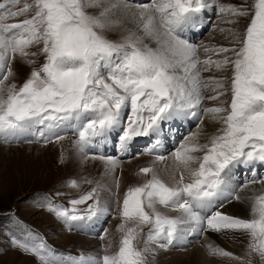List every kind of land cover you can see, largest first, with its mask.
I'll return each mask as SVG.
<instances>
[{
    "label": "rangeland",
    "instance_id": "1",
    "mask_svg": "<svg viewBox=\"0 0 264 264\" xmlns=\"http://www.w3.org/2000/svg\"><path fill=\"white\" fill-rule=\"evenodd\" d=\"M124 2L147 6L154 24L172 39L179 38L176 22L193 19L190 11L202 12V6L207 10L205 26L194 40L178 39L194 49L192 61L185 63L195 66L192 81L183 80L182 64L171 69L133 32L139 10L110 13L107 23L98 18L101 10ZM0 38L7 49L0 68V125L15 130L13 126L35 122L37 132L26 141L0 134V264H71L88 256L74 225L99 209L108 211L91 233L98 253L90 264H171L159 259L157 247L188 250L174 264H264V189L250 194L246 217H234L232 226L245 235L236 247L223 249L216 243L209 252L202 239L218 230L201 227L200 238L172 249L166 245L176 221L190 226L193 220L164 211L170 200L175 204L176 190L149 161H139L152 155L155 137L143 134V139L124 144L132 140L125 137L135 128L147 130L156 123H163L168 135L166 118L173 117L172 108L194 102L197 93L192 104L197 105L200 124L191 121L188 133L181 132L175 142L165 139L166 156L173 155L178 166L189 165L195 175L192 184H178L207 198L229 183L227 169L237 160L251 166L234 181L233 198L240 199L246 186L264 182V171L256 174L253 165L256 160L264 163V0H0ZM116 106L122 112L119 127L110 135L109 154L117 158H101L130 164L133 179L126 181L114 171L108 187L98 172L71 174L67 150L73 138L86 134L78 148L88 156L85 139L115 116ZM77 113L83 114L77 129L44 137L43 122L57 123ZM207 116L212 117L209 123ZM205 125L206 138L191 147L193 159L186 161L178 149ZM33 143L39 146L23 145ZM103 193L109 198L101 199ZM196 245L202 250L200 261L191 255Z\"/></svg>",
    "mask_w": 264,
    "mask_h": 264
},
{
    "label": "bare ground",
    "instance_id": "2",
    "mask_svg": "<svg viewBox=\"0 0 264 264\" xmlns=\"http://www.w3.org/2000/svg\"><path fill=\"white\" fill-rule=\"evenodd\" d=\"M132 1H134V3L136 4H139L141 2H144L145 0H132ZM129 3H125L121 6L118 4L115 6L110 5L107 7V9L101 10L98 18L102 20L103 23H105L106 22L105 19H108V17L111 15L110 13H114L116 11H120L121 13H127V10H132V9L139 10V12H137L138 17L136 22L138 23V26L136 25L137 27L135 26L132 28L133 32L137 34L140 33L143 42H146L148 44V47L152 48L151 49L152 52L157 53L158 57L161 60H164L166 65H168L171 69L174 70L176 68V65L182 64V70L180 71L183 74L182 75L183 80L186 82L192 81L194 76L193 75L191 76V73L193 71V67L195 66L193 64L187 65L185 63H188V61H192L189 60V58L193 56L192 54L194 53V49L192 48L189 49L188 47L189 45H186V43H190L189 41H187L190 38L194 40V35H196L198 32L203 30L205 26V21L207 20L205 14L207 10L204 9L202 6L199 8L202 10V12L190 11L189 15H193L194 16L193 19L184 18L182 20L184 22L175 23V25L177 26L175 28L176 31L175 34L179 37L178 39L186 42L183 43L177 38L174 37V39H172L170 35H168L165 32L162 33V31H160V28L158 27V25H156V22L154 24L153 13L151 12V10H149L147 6L140 5L138 8H136L129 5ZM205 7L207 8V6ZM159 37L162 39V41L157 40V38ZM6 50L7 49L5 46V42L2 38H0V68H2L1 65H4V63L6 62L5 60ZM196 95L194 94V96H192L195 103L197 101L196 99H198L196 98ZM3 99L4 97L0 96V101H2ZM194 102L190 100V102L187 103L183 102L182 106L179 107L177 106L176 108L175 107L172 108V111H174L173 117L168 116L170 118L169 119L166 118V130L168 135H164V132L162 130L163 123H156L148 127L147 130H138V128H135L131 133L127 135V137H125V139L132 138V140H128V141L124 140V144L127 145L131 141L134 140L137 141L143 139L142 138L143 134H147V136L153 135L155 137V142L152 148H149L152 155L144 156L143 158H141V160L137 159V161L138 160L143 161V163L149 161V163L152 164L153 166L152 168L156 170L158 176L159 177L161 176L168 185H170L172 188L176 190L175 192L176 194L175 195L173 194L172 196L174 199V201L172 202L175 204L173 205L170 204L171 202L170 200L169 202L170 206L168 205L166 206L170 208L173 207L175 208L177 206V209L172 210L168 208L165 209L164 211L167 212L169 215L173 217L177 216L176 218H181L184 221L193 220V223H191L190 226H185L182 220H179L178 223L175 220L176 221L175 228L173 229L172 237L170 238L171 241L170 244L166 245L167 243L164 242L162 243H164L167 247H170L172 249H178L181 246L185 245L187 242L189 246L191 238L195 240L196 238H200V234H198L200 232L199 228L211 227V228H216L218 230V233L211 230L210 232L208 231L211 234L210 235L209 233L206 234V236L202 239L201 242V243L204 242L205 245H208L209 252L212 249H214L215 246H217L216 243L219 245L217 247L221 246V248L223 249H226V247L233 248L236 247L235 243H242V241H244L243 237L245 236L242 229L236 230V228L233 227L234 217L235 215L245 216V217L247 216L248 214L247 212L251 207L250 194L251 193L256 194L257 192H260V188L264 189V182H260L258 184H256L257 183L256 182L255 184H250L249 187L247 186L245 188L243 187L244 189L241 192L242 194L240 196V199L233 198L232 191L234 185L236 184L234 181L237 180V176L241 175L243 169H249L251 166L249 165L250 163L248 162L241 163V161L237 160L239 162L238 164L237 163L235 164V162H233L235 165L232 163L233 165H231V167L227 169V172L229 173V175H231L230 178L227 179L229 183L226 182L222 188L217 187L215 189V192L209 194L207 198L202 197L201 194L199 193L197 194L195 190L192 191L187 190L186 187L187 185L182 187L181 185L178 184L180 181L186 182V184L187 183L192 184L195 180L194 177L195 175L193 173V176H191L190 173H192V169L191 167H189V165L178 166L177 164L174 163L172 159L173 155L166 156L169 153L167 152L166 154L164 152V148L166 145L165 139L168 138L169 141L172 140V142H175L177 136H180L181 132L188 133V129H190L189 124L191 123V121H196L197 125L200 124L201 119H199V113L197 112V105L192 104ZM121 112H122V106L114 107L113 113L115 116L112 119L110 118L108 121H106L105 124L99 126L96 129V131H93L91 133L89 138L85 139L84 152L88 156L81 154L78 148V145H80L83 141V138L81 137H83L86 134H80L78 137L73 138L74 145L71 144L67 150L69 155V163L67 167L69 169H72V170L68 169V171L71 172V174H81V173L97 174L98 172V175L101 174L104 175V179H103L104 186H108V187H110L109 185L112 180V178H110L109 176L112 175L114 171L119 173L121 172L122 177L126 181L129 177L133 179V176H131L132 174H130V172L132 171L130 164L118 163V161L115 162L116 160H114V158L112 160L111 159L108 160L106 158V161L102 159L103 157H116V156H111V154H109L110 153L109 150L111 149L110 135L119 127L120 124L119 118ZM82 115L83 114L81 113L79 115L77 113V114H73L72 116H68V117L65 116L63 117V119H60V121L58 120L57 123L56 122L54 123L53 121H50V123L46 122L44 126V133L54 135L58 131L75 130L79 127V120L82 118L81 117ZM211 119H212L211 116H207L206 121L203 120L202 123H204V121L205 123L206 122L209 123V120ZM33 124L34 123L24 124L21 127L13 126L15 130H12L11 127H7L6 125H2L1 123L0 134L3 136L2 131H5L7 132V137L12 140L19 139L22 141L23 139L26 141L28 139H32L36 137V135L31 134V129L34 128ZM201 128L202 126L196 129L198 130L197 134L196 132L194 133V131L191 132V135L189 136L188 139L189 141L183 144V146L181 145L182 148L178 149V151L182 152L183 155L182 158L185 157L186 161H190L191 159H193L192 158L193 153L191 152V149L197 147V145L202 143L204 140L206 125L204 126V128H202V130H200ZM137 136L140 137L138 138ZM72 137H74V135H72ZM192 141L193 143L191 144ZM23 145H25L26 148H33V147L37 148L39 146L38 144L35 143H33L32 145H27V144H23ZM259 161L260 160H256L253 163L255 167L257 166L256 174L258 175L264 171V165H260L264 163ZM229 164H231V162ZM119 169H121V171ZM101 170H103V173H101ZM108 171L109 173H106ZM190 179L191 182H189ZM103 198L105 199L109 198L108 193L107 194L103 193L101 199ZM103 203L105 204L106 202L103 201ZM105 210L106 209L104 210L99 209L97 210L98 213L96 214L90 215L88 213L86 215H82L80 219L76 220L74 226H76L78 231L75 232L74 234H77L78 236L76 235L75 237H78L79 240H83L79 242L83 244V246L81 247H84L83 249H86L89 253H91V255L88 253V256L84 255L82 259L75 262H71V264H90V262L94 263L96 261V257L93 254L97 252L95 248L96 246L95 240L91 239L95 237L91 233L94 230H96L97 227L95 224L98 223L100 216L104 214L106 211H108ZM218 212L224 214V216L222 217L220 214H216ZM194 214H197L198 217H193ZM196 226H198L197 229L194 228ZM230 226H232L233 228L231 229ZM192 227L194 229H191ZM226 237L231 239L228 240L226 239ZM162 243L157 245H161ZM198 247L199 246H197L196 249H191L194 250L191 251V255L194 258V260L197 259L200 261L202 258L201 255L202 250ZM157 248H158L159 259H161L162 261L164 259L171 264H174L173 260L176 256L182 254V252L188 251V250L185 251L179 250L178 252H171L166 250V248L164 247L163 248L157 247ZM66 260L70 261V257L66 258ZM211 264H213V262H211Z\"/></svg>",
    "mask_w": 264,
    "mask_h": 264
}]
</instances>
